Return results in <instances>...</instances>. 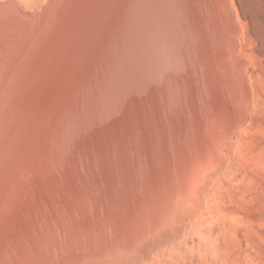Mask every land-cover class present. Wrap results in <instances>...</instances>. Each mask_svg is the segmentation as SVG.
<instances>
[{
  "label": "bare ground",
  "instance_id": "bare-ground-1",
  "mask_svg": "<svg viewBox=\"0 0 264 264\" xmlns=\"http://www.w3.org/2000/svg\"><path fill=\"white\" fill-rule=\"evenodd\" d=\"M258 1L0 0V264H109L171 227L245 120Z\"/></svg>",
  "mask_w": 264,
  "mask_h": 264
},
{
  "label": "rangeland",
  "instance_id": "rangeland-1",
  "mask_svg": "<svg viewBox=\"0 0 264 264\" xmlns=\"http://www.w3.org/2000/svg\"><path fill=\"white\" fill-rule=\"evenodd\" d=\"M263 1L259 0L255 7L264 4ZM251 19L247 11L239 20V44L246 52L250 105L245 120L227 138L230 141L227 140L226 145L229 147L232 143L231 148L225 146L220 153L224 161L220 165V160L212 168L215 170L219 166L217 171L211 170L214 174L209 172L199 177L203 178L199 182L204 185L191 190L194 192L193 196L189 194L192 204L177 208L180 217L178 212L174 213L170 228H162L159 231L164 233L152 235L139 247L142 251L138 248L139 252L109 264H264V51L259 52L264 50V36L258 34L257 37L262 38L259 41L248 34L254 28L259 29L258 33L264 31V27ZM254 22L256 27L251 25ZM226 149L230 153L224 152ZM204 178L211 179L205 180L207 185ZM194 202L197 205L200 202V206Z\"/></svg>",
  "mask_w": 264,
  "mask_h": 264
}]
</instances>
